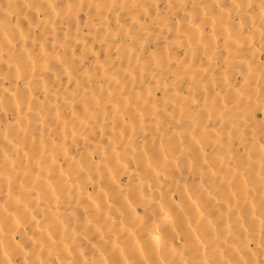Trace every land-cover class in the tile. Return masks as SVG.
I'll return each instance as SVG.
<instances>
[{
  "label": "bare ground",
  "instance_id": "1",
  "mask_svg": "<svg viewBox=\"0 0 264 264\" xmlns=\"http://www.w3.org/2000/svg\"><path fill=\"white\" fill-rule=\"evenodd\" d=\"M0 264H264V0H0Z\"/></svg>",
  "mask_w": 264,
  "mask_h": 264
}]
</instances>
